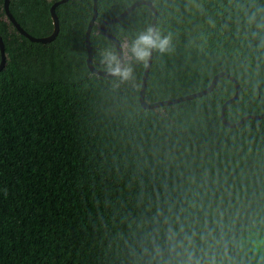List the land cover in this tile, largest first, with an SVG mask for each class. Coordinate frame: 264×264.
I'll return each instance as SVG.
<instances>
[{"label": "trees", "instance_id": "16d2710c", "mask_svg": "<svg viewBox=\"0 0 264 264\" xmlns=\"http://www.w3.org/2000/svg\"><path fill=\"white\" fill-rule=\"evenodd\" d=\"M53 1L8 7L43 36L53 30ZM132 1L96 0L95 67L103 69L101 50L115 48L100 22ZM151 2L173 48L152 55L147 102L202 89L223 71L240 85L228 121L264 110V0ZM55 12L56 36L32 41L0 0V264H155L153 248L181 225L196 233L198 252L203 236L218 255L227 248L231 264H264V117L222 123L220 107L235 91L226 76L208 93L143 108L144 65L133 63L134 81L119 88L87 68L93 0H67ZM152 16L140 4L105 27L124 45Z\"/></svg>", "mask_w": 264, "mask_h": 264}, {"label": "clouds", "instance_id": "9594fccd", "mask_svg": "<svg viewBox=\"0 0 264 264\" xmlns=\"http://www.w3.org/2000/svg\"><path fill=\"white\" fill-rule=\"evenodd\" d=\"M255 19V14L249 17V22ZM173 36L163 33L156 26H147L138 32L130 43L122 45L119 52L114 47H107L99 53V64L103 66L106 78H109L114 88L123 84H131L135 79L133 63L148 65L154 52L164 54L171 52ZM201 241L206 248L197 251L196 233H187L181 225L179 230L168 228L165 231L163 246L153 248L155 264H231L227 248L219 255L214 245L202 236ZM219 244V242H215ZM166 249V253L164 251Z\"/></svg>", "mask_w": 264, "mask_h": 264}, {"label": "water", "instance_id": "95a60500", "mask_svg": "<svg viewBox=\"0 0 264 264\" xmlns=\"http://www.w3.org/2000/svg\"><path fill=\"white\" fill-rule=\"evenodd\" d=\"M65 1H67V0H54L51 3V5L49 6V12H50V16H51L52 23H53V30L48 35H43V36H35V35L30 34L17 22V20L14 18V16L12 15V13L9 10V7H8L9 0H3V9H4L6 19H8L13 24V26L16 28L17 32L23 34L24 36H26L27 38H29L32 41L49 42L56 36V34L58 32V28H59L58 17H57L56 12H55V7L59 3H62ZM140 4H145L152 10L153 16H152L150 25L155 26V19H156L157 10L154 7V5L152 4L151 0H134L130 4H128L118 14H116L115 16H113L111 18L102 20L99 24L100 31L113 42L117 52H119L121 50V47L123 44L120 42V40L118 38H116L112 33H110L106 29L105 25L107 23L118 21L119 19L124 17L129 11H131L135 6L140 5ZM96 12H97L96 11V0H93L92 16L90 17V19L87 23L85 33H84V41H85V45H86L85 61H86V65H87V68L89 69V71H91L92 73H95V74L105 75L103 69L95 67L92 63V46L90 44V31H91L92 24H93L95 17H96ZM151 60H152V57H151L150 61L148 62V65L144 66V68H143L140 86H139L138 100H139V102L143 108H154L157 106L171 104V103L183 100V99L193 98V97L208 93L213 89L214 85L216 84V82L220 76H226L233 82L235 91H234V94L231 95L230 97H228L222 103V105L220 107V120L222 121V123L225 124L226 126L234 127V126L240 125L244 121V119H246V118L264 117V110H263L259 113L243 114L238 120L233 121V122H230L225 118V114H224L225 107L228 103L232 102L238 96V93L240 90V85H239L238 81L236 80V78L232 74L226 73L223 71L216 72L212 76L209 83L202 89L192 91V92H189V93H186L183 95L175 96V97H168V98L159 99V100L152 101V102H147L144 98V92H145V85H146V80H147V75H148L149 67L151 64ZM5 62H6V54L4 52V42H3L2 37L0 35V70L5 65Z\"/></svg>", "mask_w": 264, "mask_h": 264}, {"label": "rangeland", "instance_id": "374dc122", "mask_svg": "<svg viewBox=\"0 0 264 264\" xmlns=\"http://www.w3.org/2000/svg\"><path fill=\"white\" fill-rule=\"evenodd\" d=\"M258 234L257 233H253V236L256 237Z\"/></svg>", "mask_w": 264, "mask_h": 264}]
</instances>
